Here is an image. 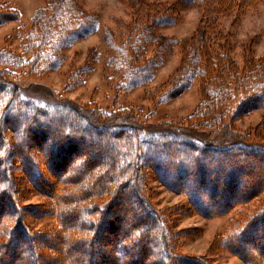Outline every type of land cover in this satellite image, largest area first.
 Listing matches in <instances>:
<instances>
[{
    "label": "trees",
    "instance_id": "1",
    "mask_svg": "<svg viewBox=\"0 0 264 264\" xmlns=\"http://www.w3.org/2000/svg\"><path fill=\"white\" fill-rule=\"evenodd\" d=\"M259 1L183 0L201 11L197 31L183 40L155 32L180 22L179 1L166 7L144 4L143 16L116 52L120 65L129 62L120 86L147 82L159 58L178 44L180 68L162 101L197 78L203 96L195 114L202 120L198 125L264 109V57L251 59L242 75L231 53L215 42L220 34L211 37L221 16ZM88 16L77 0H50L36 12L19 54L0 49V264H213L210 258L173 252L170 229L147 195V171L167 190L182 193L189 213L221 217L240 203L264 198V145L231 132L208 139L190 136L197 130L192 127L186 133L143 134L128 116L105 117L51 89L42 96L25 94L20 73L57 68L62 47L94 29ZM19 18L16 8L0 3V25ZM149 46L153 56L139 63ZM78 146L89 149L69 158ZM15 172L49 197L47 207L25 213ZM122 203L130 209H120ZM26 214L53 219L56 227L30 231ZM249 243L255 249L247 252ZM212 247L243 264H264V201L257 211L231 220Z\"/></svg>",
    "mask_w": 264,
    "mask_h": 264
},
{
    "label": "rangeland",
    "instance_id": "2",
    "mask_svg": "<svg viewBox=\"0 0 264 264\" xmlns=\"http://www.w3.org/2000/svg\"><path fill=\"white\" fill-rule=\"evenodd\" d=\"M49 1L0 0V3H8L16 8L20 17L18 21H7L0 25V49L19 54L22 51L23 36L36 12ZM175 1H179L177 8L180 12V22L156 27L155 32L177 40L190 38L200 25L201 11L197 6L185 4L183 0H77L80 7L89 14L88 20L93 22L94 29L85 37L70 41L62 47L61 62L57 68L31 73H20L21 70H18L20 85L28 89L25 94L42 96L44 90L51 89L57 95L71 99L79 105L91 107L92 111L105 117L117 113L124 118L128 116V122L141 129L143 134L149 131L158 133L166 129L186 133L192 127L197 130H192L190 136L208 139L231 132L264 145V109H254L250 113L226 118L221 123L210 124L208 127L198 125L202 120L195 114L203 96L197 78L192 79L189 87L182 93L165 101L161 100L166 97L164 93L180 68L182 55L178 44L171 46L161 59L159 58L160 61L153 66L154 73L147 82L131 85L126 89L120 86L121 82L127 80L124 67L128 66L129 62L128 65L125 62L120 65L116 61V52L129 35L130 28L140 21L141 15L143 16L144 9L147 8L144 4L166 7ZM215 34H220L215 42L225 46L226 49L223 50L231 53L240 69L248 65L251 59L263 58L264 0L249 8L221 16L211 32V37ZM153 50V46H149L144 54L140 55L139 63L150 59ZM244 74L245 69L242 68V75ZM223 126L225 128H222ZM105 136L106 134H103L100 138ZM95 141L101 143V139ZM115 146L113 143L109 146L111 153ZM87 149L89 148L78 146L69 158L84 155ZM150 173L147 171L146 175L147 195L170 229L168 239L174 253L203 256L212 259L213 264H243L236 255L216 250L212 244L225 233L231 220L238 219L240 214L257 211L264 198L259 196L240 203L221 217H203L186 211V197L182 193L167 190ZM13 175L16 178L21 176L17 172ZM16 187L20 188L18 202L26 210L25 213L42 206L47 207L50 203L47 195L35 189L22 177ZM135 203L136 201L132 200L131 204ZM7 209L9 208L6 207ZM120 209H130V206L122 203ZM27 215L23 221L30 231L44 233L56 227L53 219ZM131 219H125L123 224H119L120 230H126ZM249 244L247 252L255 249V246ZM82 251L86 253L84 248Z\"/></svg>",
    "mask_w": 264,
    "mask_h": 264
}]
</instances>
